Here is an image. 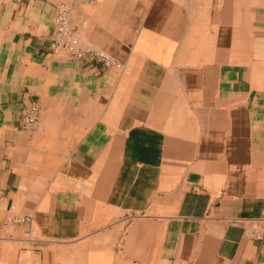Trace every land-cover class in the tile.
Segmentation results:
<instances>
[{
  "label": "crops",
  "instance_id": "1",
  "mask_svg": "<svg viewBox=\"0 0 264 264\" xmlns=\"http://www.w3.org/2000/svg\"><path fill=\"white\" fill-rule=\"evenodd\" d=\"M0 184V264H264V0H0Z\"/></svg>",
  "mask_w": 264,
  "mask_h": 264
},
{
  "label": "built area",
  "instance_id": "2",
  "mask_svg": "<svg viewBox=\"0 0 264 264\" xmlns=\"http://www.w3.org/2000/svg\"><path fill=\"white\" fill-rule=\"evenodd\" d=\"M71 5L68 2H60L56 5L54 14V32L50 39L49 49L53 53L66 52L75 59H94L99 61L104 68L117 66L118 62L99 47L89 43L81 31L72 25L70 20ZM40 107L38 103L32 102L21 109L23 126L34 130L39 126ZM2 201V190L0 184V204ZM244 229L247 238L264 241V214L238 218L237 220ZM13 223H27L29 230L27 240H36L37 230L31 226L30 215H12L7 219L5 225Z\"/></svg>",
  "mask_w": 264,
  "mask_h": 264
}]
</instances>
